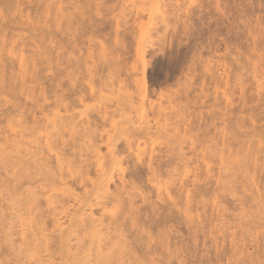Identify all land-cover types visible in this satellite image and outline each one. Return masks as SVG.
I'll list each match as a JSON object with an SVG mask.
<instances>
[{"label":"rangeland","instance_id":"rangeland-1","mask_svg":"<svg viewBox=\"0 0 264 264\" xmlns=\"http://www.w3.org/2000/svg\"><path fill=\"white\" fill-rule=\"evenodd\" d=\"M67 118L80 136L99 130L100 155L88 160L98 161L95 170L104 156L111 190L121 192L110 211L133 202L140 219L120 237L121 264H264V0H0V150L9 147L6 136L21 134L54 166L62 142L74 137ZM148 123L154 137L129 152L120 144L122 162L109 158L122 129ZM249 153L259 157L258 171L234 170L228 158ZM57 186L49 191L55 199L65 188ZM29 218L18 219L19 230Z\"/></svg>","mask_w":264,"mask_h":264},{"label":"bare ground","instance_id":"bare-ground-1","mask_svg":"<svg viewBox=\"0 0 264 264\" xmlns=\"http://www.w3.org/2000/svg\"><path fill=\"white\" fill-rule=\"evenodd\" d=\"M79 34H81V33H79ZM23 61L25 63L24 58H23ZM22 66H24V65H22ZM24 70L27 73V70L26 69H24ZM257 73H259V71ZM146 77H147V75H146ZM143 79H144V77H143ZM144 83H145V81H144ZM4 84L5 83L3 82L2 85H4ZM147 84H148V82H147ZM147 84L145 87L148 86ZM147 90H149V89H147ZM22 91H24V90H22ZM22 91L20 93L23 94ZM56 92H57V90H56ZM144 92L146 93L147 91L145 90ZM24 94H26L25 91H24ZM79 94H80V96H78V98L80 99L79 101H83L84 95L82 96L81 92ZM226 94H228V93H226ZM16 95H18V94H16ZM27 96L29 99H31V102L34 103V106L38 105L37 108H40V112L45 111L44 110L45 106L39 105L38 104L39 101L35 98L34 95L33 96L27 95ZM148 96H150V95L148 94ZM16 98H17V96L15 97V99ZM146 98H147V96H146ZM60 100L64 101L63 96L61 97ZM143 101H144V98H143ZM8 103H9V100L6 102V104H8ZM124 104H125L126 108H131V109L135 108L132 94L126 95ZM20 105H22V104H19L18 106L17 105L16 106L20 110H22ZM23 105L25 106V104H23ZM13 107H14V105H13ZM30 107L33 108L32 103H31ZM66 107H68V106L66 105ZM23 109L26 111L25 108H23ZM14 110H16V109H14ZM24 110L22 112H24ZM34 110L37 111V109H34ZM59 110L60 109H58V111ZM148 110H149V108H148ZM148 110H146L145 107L142 108L141 112H143V114L146 115L145 117H148L147 116L148 112H149ZM36 111H35V113H36ZM59 113L60 112H57V116L60 115ZM107 115H108V113H107ZM102 116H104V115H102ZM33 117H36L34 115V113H33ZM37 118L38 117L34 118L35 121ZM68 118H67L65 123L63 122V125L66 128H68L69 131L72 132L71 135L73 134L74 137H72V138L70 137L71 140L69 141L68 139H70V138L67 139V137L65 136L66 137L65 138V137H63L64 136L63 135L62 139L63 138L67 139V140L63 139L64 140L63 141V140H61V136H60V141L61 142L63 141L62 142L63 147H62V145H60L61 148H59V149L57 148L58 142H56L58 139L53 142V146H51V145L49 146L50 147L49 151L52 153H55L57 151L55 149H58L57 154L55 155V157L57 156V158H56L57 163L55 164L56 166L55 165L53 166L50 163L52 165L51 166L48 162L49 160H46V158L45 159L42 158L41 155H44V152L40 148H36L35 151H33V150L31 151V149H32L31 146H29V148H31V149H29L24 144H22L23 142H21L19 140L20 137L22 136L21 134L20 135L16 134L13 137L12 136L13 134L10 135L12 132L11 133L9 132L10 133L9 135L11 137L6 136L4 138L6 140L5 141L6 145H9V147L8 148H1V150H0V151H2V152H0V164H1L0 165V187L3 188V191L1 190L2 192L0 193V264H59V263H56L57 259L60 260L61 264H121L122 260H124V259L118 258V254L121 253V249L124 246V241L120 237L123 236V234L125 232H127L130 227L135 228V227L140 226V224H139L140 219L136 218V213H135V209L133 207V205H134L133 202H132L133 205L127 204V207L125 205V202H120L121 205L124 203L123 204L124 206L118 207V208H121V212H119V213L115 212V211H112L113 212L112 213L110 211L111 209L108 208V205H109V203L111 204L112 200H114V199L118 200V197L120 196L121 192L115 193L114 191L111 190L110 184L114 182V176L111 175L109 173V169L107 170V167H105V163H103V161L105 162V160H102L104 156L99 157L101 159V160L99 159L101 161V163L99 161V164H98L99 168L95 169V170H94L93 166L96 167L95 165L97 164L98 161L96 162V164H94L93 162H90V160H88V158H90L89 154L91 152H98L99 153L98 156L100 155L99 151H101V150H100V147L98 145L99 137L97 136L99 134V130L98 129H88V127H87L86 130L88 133L85 131L86 132V134L84 133L85 136L81 134V136H82L81 137L80 131L79 132L77 131V124L76 125L72 124L75 121H73V122L68 121L69 120ZM106 118L107 117L105 116L104 120ZM71 119H72V117L70 118V120ZM258 120H256V122ZM9 127H11V126L9 125ZM3 128L4 127L1 126V124H0V137L2 135H4L5 129H3ZM84 129H85V127H84ZM2 132H3V134L1 135ZM256 132L258 133V131H256ZM152 133L153 132H152L151 123H148L146 126H143V125H140V126L127 125L126 128L122 129V134H121L122 137L121 138H119L117 140L115 139L116 141H112V139H111L112 142L109 143L110 144V149H109L110 150V152H109L110 157L109 156L108 157L111 158V160H113L114 162H118L119 159L121 158L120 160L122 162L124 153L126 151L129 152V151L133 150V147L135 144H137V143L139 144V142H141L143 140L144 141L146 139L149 140V138L154 137L155 135H152ZM246 133H247V131H246ZM261 136H263V135H261ZM238 138H239V136H238ZM242 138H244V137H242ZM261 138L264 139V137H261ZM176 141H178V140H176ZM182 141L185 142V140H182ZM244 142H245V140H244ZM122 143L125 146L126 151H125V148H121L120 144H122ZM181 143H180L179 147H181L183 145ZM176 144H177V142H176ZM245 144H246V142H245ZM232 145H230V146H232ZM224 146H225V144H224ZM230 146L226 150L229 151ZM69 147L71 148L70 151H72V153H70V151L67 150ZM240 148H242V147H240ZM180 149H183V148H180ZM177 150H178V148H177ZM191 150H192V148H191ZM218 150H220V149L218 148ZM237 150H238V148H237ZM244 150H243V153H244ZM252 151H253V148H252ZM262 151L263 150H261V148H260V150L257 151V153L262 152ZM178 152H176V154H178ZM122 153H123V155H122ZM221 153H222V151H221ZM245 153H247V152H245ZM262 153H264V151ZM96 154L97 153H94V155H96ZM224 154H225V151H224ZM121 155H122V157H121ZM256 155H257L256 153L255 154L254 153L238 154V155L232 156L231 158H228V159H233V161H234L233 164L235 163L237 165L238 169L234 168V170H237V171L241 170L242 172L244 171L243 173L248 175L250 173L251 169H253V168L255 169V171H258L257 168L259 167V160H258L259 157L257 158ZM178 156H180V155L178 154ZM262 156L264 158V155H262ZM164 157L166 158V156H164ZM168 157H170V156H168ZM173 158H172V163L174 161ZM181 158H182V156H180L179 159H181ZM188 160H189V163L192 162L190 159H188ZM168 161L166 160V163ZM225 161L227 162V160H225ZM164 162L165 161H163V163ZM174 162H176V165L178 164L177 160ZM181 162L183 163V160ZM229 162L230 161H228L227 163H229ZM91 163L93 164V166ZM184 163L182 165H184ZM171 164H170V166H172ZM174 164L175 163H173V165ZM98 165H97V167H98ZM179 165H181V164L179 163ZM109 166H110V164H109ZM119 166H121V165L119 164ZM186 167H187V165H186ZM173 169H175V167ZM225 169H227V168L225 167ZM120 170L124 172V169H121V167H120ZM145 171H147V170H145ZM160 172H162V171H160ZM156 174H157V172H156ZM237 174H239V173H237ZM229 175H231V174H229ZM237 177H240V175ZM256 177H258V176L256 175ZM226 178H228V177H226ZM244 179H243V181H244ZM257 180H258V178H257ZM153 181H154V179H153ZM57 184L58 185L60 184V185L64 186L65 188H64L63 195L62 196L58 195V198L55 199L53 196H50L51 192L49 193V191H52V190L56 191L55 189L58 187ZM256 184H257V182H256ZM260 184H262V183H260ZM113 185H114V183H113ZM224 186H225V184H224ZM125 187H126V185H125ZM78 189L82 190V192L78 193ZM56 192H59V190ZM47 193H49V194H47ZM95 193H97V196L99 194H102V195H100L101 196L100 198H102V200H100L99 202L94 204L91 201V197ZM242 193H243V190H242ZM46 194H47V196L49 195L48 197H50V198L47 199ZM243 194L245 195V193H243ZM189 195H191V194H189ZM59 197H61V198H59ZM190 197H192V196H190ZM45 198L47 200H45ZM43 199L45 200L44 203H43ZM189 203H190V201H189ZM255 203H257V201ZM44 204H45V206H44ZM262 205H264V204H262ZM115 210H118V209L115 208ZM119 211H120V209H119ZM245 213L246 212H244V214ZM261 213H262V211H261ZM24 214L29 215L30 218L28 220L27 227L22 228V230H19V226L17 225V221L22 216H24ZM97 214H99V217H97ZM257 216H258V214H257ZM257 216L255 214L254 217H257ZM260 218H262V217L260 216L259 219ZM128 219H130V220L128 221ZM63 220L64 221L66 220L65 222L68 223L67 227L64 226L65 223L63 222ZM124 220L125 221L127 220V223L130 222V224H127V223L125 224ZM243 220H245V219H243ZM122 221L124 222V224L122 223ZM152 221H153V219H152ZM260 222H262V221H260ZM112 225L114 226V228H111ZM153 225H154V223H153ZM155 226H157V225H155ZM155 226H153V227H155ZM153 230H154V228H153ZM48 231H50V232H48ZM119 231H120L119 235H117V236L114 235V232H119ZM47 232L53 233V235L50 236V234L49 235L46 234ZM128 233H131V232L129 231ZM54 234H57L56 238H55ZM123 237H125V236H123ZM125 241H127V240H125ZM138 252H139V250H138ZM42 253L45 254L47 259H44L45 256H43ZM140 253L141 252H139V254ZM120 255H119V257H120ZM126 255L128 256V261L131 260L132 255L131 254H123L122 256L126 257ZM37 256H40V257L38 258ZM2 257H3V259H1ZM36 258H38V259H36ZM32 259H34V260H32ZM126 259H127V257H126ZM139 261L142 262V260H139ZM127 263L128 262H126V264ZM144 263H146V262H144ZM131 264H134V262H132ZM167 264H169V263H167Z\"/></svg>","mask_w":264,"mask_h":264}]
</instances>
